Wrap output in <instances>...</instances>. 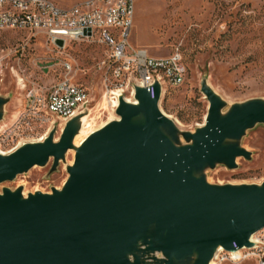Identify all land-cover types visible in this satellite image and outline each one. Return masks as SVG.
Returning <instances> with one entry per match:
<instances>
[{
    "label": "water",
    "instance_id": "95a60500",
    "mask_svg": "<svg viewBox=\"0 0 264 264\" xmlns=\"http://www.w3.org/2000/svg\"><path fill=\"white\" fill-rule=\"evenodd\" d=\"M153 87V97L140 86L134 102L120 96L116 119L77 147L85 113L67 121L58 140L53 128L0 153L3 183L50 160L52 173L74 151L60 189H2L0 264H210L219 248L252 247L264 228V182L210 184L205 172L251 159L241 140L264 125V99L223 111L226 102L202 81L204 124L187 132L161 112L162 89ZM7 102L0 96V121Z\"/></svg>",
    "mask_w": 264,
    "mask_h": 264
},
{
    "label": "rangeland",
    "instance_id": "374dc122",
    "mask_svg": "<svg viewBox=\"0 0 264 264\" xmlns=\"http://www.w3.org/2000/svg\"><path fill=\"white\" fill-rule=\"evenodd\" d=\"M48 1L70 9L83 0ZM128 41L134 49L145 50L154 58L166 57L176 48L182 53L185 81L177 88L166 86L158 103L161 112L182 131L194 132L204 124L208 102L200 91L202 81L226 102L223 111L235 103L264 99V0H134ZM106 53L98 37L68 42L58 49L43 35L0 31V96L8 99L0 121V153L32 142H12L1 135L24 108L29 89L44 91L68 80L83 86L89 95L84 130L116 119L107 109L92 126V115L96 118L98 108L106 106L102 99L104 75L97 69ZM63 127H55L54 140H58ZM241 146L250 152L251 159L237 158L232 170L220 165L206 170L208 183L264 182V125L248 130ZM73 153L68 151L52 173L50 160L45 167H34L12 181L0 183V193L4 188H22L24 196L60 189L68 177L66 167L72 165Z\"/></svg>",
    "mask_w": 264,
    "mask_h": 264
},
{
    "label": "built area",
    "instance_id": "2783aa9c",
    "mask_svg": "<svg viewBox=\"0 0 264 264\" xmlns=\"http://www.w3.org/2000/svg\"><path fill=\"white\" fill-rule=\"evenodd\" d=\"M133 15L134 0H83L70 9H61L48 0H0V31L43 35L58 49L61 47L56 45L57 40L63 42V47L68 42L98 37L107 48L105 59L97 65L104 75L102 99L106 106L98 108L96 118V114L92 115L94 127V119L107 109L114 113L120 96L134 102V86L146 89L153 97L156 82L163 95L166 86L177 88L185 81L186 69L179 49L166 57L154 58L145 50L130 46ZM24 101V108L1 133L12 142L41 141L53 128L63 127L71 118L85 113L89 95L83 86L64 80L44 91L27 90ZM250 241V248H238L234 243L233 251L219 248L211 263L264 264V228L253 234Z\"/></svg>",
    "mask_w": 264,
    "mask_h": 264
},
{
    "label": "bare ground",
    "instance_id": "6f19581e",
    "mask_svg": "<svg viewBox=\"0 0 264 264\" xmlns=\"http://www.w3.org/2000/svg\"><path fill=\"white\" fill-rule=\"evenodd\" d=\"M128 101V100H127ZM112 119V118H111ZM85 122V118H83L82 120H81V129H80V131H79V133L75 136V138H74V145L77 147V146H79L81 143H82V141L90 134V133H92L93 131L92 130H90V131H86V130H84V123ZM103 126V125H102ZM102 126H100V127H102ZM42 139H44V138H42ZM70 151H73V150H70ZM74 154V153H73ZM212 262V261H211ZM210 262V264H212Z\"/></svg>",
    "mask_w": 264,
    "mask_h": 264
}]
</instances>
